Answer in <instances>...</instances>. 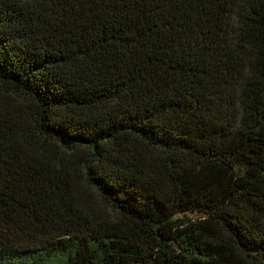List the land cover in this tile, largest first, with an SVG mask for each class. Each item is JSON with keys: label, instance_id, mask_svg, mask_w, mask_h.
I'll use <instances>...</instances> for the list:
<instances>
[{"label": "trees", "instance_id": "obj_1", "mask_svg": "<svg viewBox=\"0 0 264 264\" xmlns=\"http://www.w3.org/2000/svg\"><path fill=\"white\" fill-rule=\"evenodd\" d=\"M0 264H264V0H0Z\"/></svg>", "mask_w": 264, "mask_h": 264}]
</instances>
